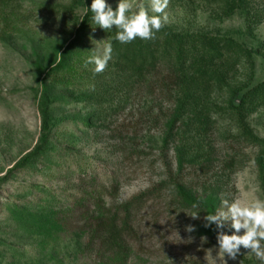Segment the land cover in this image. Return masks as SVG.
I'll return each mask as SVG.
<instances>
[{
	"label": "rangeland",
	"instance_id": "rangeland-1",
	"mask_svg": "<svg viewBox=\"0 0 264 264\" xmlns=\"http://www.w3.org/2000/svg\"><path fill=\"white\" fill-rule=\"evenodd\" d=\"M90 4L0 0V264H209L178 191L264 199V0H169L163 29L201 41L180 73L158 54L94 74ZM247 252L228 264H264Z\"/></svg>",
	"mask_w": 264,
	"mask_h": 264
},
{
	"label": "clouds",
	"instance_id": "clouds-1",
	"mask_svg": "<svg viewBox=\"0 0 264 264\" xmlns=\"http://www.w3.org/2000/svg\"><path fill=\"white\" fill-rule=\"evenodd\" d=\"M134 4L136 5L134 9ZM169 0H116L115 7L107 0H91L90 7H84V16L91 12L92 25L98 26L103 31L116 29L114 39L120 44H129L135 39L150 40L155 38L167 23L166 8ZM147 5V6H145ZM83 16L81 20H83ZM95 48L90 50V55L84 59V66L92 67L94 74L102 73L113 57L111 39L92 41ZM102 45V46H101ZM199 204H193L190 216L193 220L199 219ZM204 227L210 228L215 225L216 233L215 248L207 249L209 264H216L217 260L222 264L228 261H236L240 256L241 249L248 250L247 254L254 255L264 262V199L252 197L223 198L220 207L213 213H207L204 217ZM225 225L231 230L226 234L222 229ZM191 233L194 226L185 229ZM206 242V237H201ZM215 251L216 255L212 253Z\"/></svg>",
	"mask_w": 264,
	"mask_h": 264
},
{
	"label": "trees",
	"instance_id": "trees-1",
	"mask_svg": "<svg viewBox=\"0 0 264 264\" xmlns=\"http://www.w3.org/2000/svg\"><path fill=\"white\" fill-rule=\"evenodd\" d=\"M227 1L229 2L230 7L235 9L243 8L248 3V0ZM91 16V13L87 15L85 26L90 25ZM115 33V28H113L110 33H106V36L112 41L113 57H117L120 60L123 58L124 61L130 66L137 64V70L141 68H150V66L155 63L156 56L160 54L162 58H169L168 61L173 63L172 69L174 73H180L190 58V48L195 49L196 53L200 51L198 44L201 43V41H199V39L171 33L163 28L159 32L155 33L154 39L141 40L137 38L129 44H120L117 42L114 39ZM206 49L207 48L202 47L201 51H206ZM219 50L220 49L212 50L211 56H221ZM209 64L210 63H208V66ZM263 91L257 94L258 98L262 97V94L264 93ZM178 193L181 197V200L189 207H192L193 204H199V210L204 211L206 214L213 212V209L210 205H202L195 202L190 197L184 195L181 190H179ZM99 228H101L100 224H95L94 226L87 224L84 228H82L81 231L89 230L91 232H96ZM209 230L213 235H216L213 226L210 227Z\"/></svg>",
	"mask_w": 264,
	"mask_h": 264
}]
</instances>
